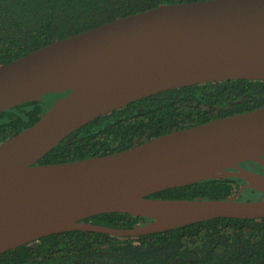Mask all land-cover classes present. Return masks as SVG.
<instances>
[{
  "label": "water",
  "instance_id": "water-1",
  "mask_svg": "<svg viewBox=\"0 0 264 264\" xmlns=\"http://www.w3.org/2000/svg\"><path fill=\"white\" fill-rule=\"evenodd\" d=\"M264 80V0H196L117 17L0 64V112L49 108L0 142V254L71 230L133 236L214 218H264V107L174 130L121 151L63 163L38 160L93 119L163 90ZM240 178L229 197L151 194ZM246 189L259 199L238 200ZM150 219L131 228L86 221L102 213Z\"/></svg>",
  "mask_w": 264,
  "mask_h": 264
},
{
  "label": "trees",
  "instance_id": "trees-1",
  "mask_svg": "<svg viewBox=\"0 0 264 264\" xmlns=\"http://www.w3.org/2000/svg\"><path fill=\"white\" fill-rule=\"evenodd\" d=\"M188 1L196 0H0V64L117 17ZM65 93H51L43 102H24L0 112V142L33 124L49 108L53 96ZM261 107L264 80H225L163 90L81 126L38 163L121 151L174 130ZM241 165L264 172L254 162ZM242 183L237 177L206 179L150 197L224 199ZM245 191L250 193L247 200L262 196L253 189ZM85 220L116 228L150 221L119 212ZM0 264H264V218H214L137 237L65 231L1 253Z\"/></svg>",
  "mask_w": 264,
  "mask_h": 264
},
{
  "label": "rangeland",
  "instance_id": "rangeland-1",
  "mask_svg": "<svg viewBox=\"0 0 264 264\" xmlns=\"http://www.w3.org/2000/svg\"><path fill=\"white\" fill-rule=\"evenodd\" d=\"M242 194V195H241ZM240 195H239V200H247V198H249L250 197V193H249V195H248V192H243V193H241ZM238 199V198H237Z\"/></svg>",
  "mask_w": 264,
  "mask_h": 264
},
{
  "label": "flooded vegetation",
  "instance_id": "flooded-vegetation-1",
  "mask_svg": "<svg viewBox=\"0 0 264 264\" xmlns=\"http://www.w3.org/2000/svg\"><path fill=\"white\" fill-rule=\"evenodd\" d=\"M258 81H261V80H258ZM55 97H59V96H55ZM53 98H54V96H53Z\"/></svg>",
  "mask_w": 264,
  "mask_h": 264
}]
</instances>
